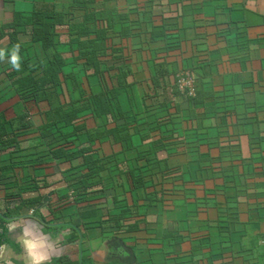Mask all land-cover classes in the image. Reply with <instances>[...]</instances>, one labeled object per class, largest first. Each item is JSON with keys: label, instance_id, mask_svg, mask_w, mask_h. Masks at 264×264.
I'll list each match as a JSON object with an SVG mask.
<instances>
[{"label": "crops", "instance_id": "1", "mask_svg": "<svg viewBox=\"0 0 264 264\" xmlns=\"http://www.w3.org/2000/svg\"><path fill=\"white\" fill-rule=\"evenodd\" d=\"M52 1L67 13L82 12L75 0ZM104 1L102 11L127 7L130 24H157L149 26L155 36L144 43L139 58L147 64L139 63L143 70L136 74L147 78L143 89L135 85L132 99L139 109L144 103L143 127L132 143L136 152L126 155L128 170L119 171L112 188H69L65 196L49 178L72 180L69 165L35 157L31 168L46 172L39 176L49 181L39 187L44 214L32 208L29 215L28 208L11 214L17 205L9 203H17L8 197L16 192L0 187V264H31L24 229L47 235L45 264H264V0ZM31 8L28 0H0V29L16 12L26 16ZM28 30L19 34L23 46L31 45ZM0 43L2 48L9 40ZM132 49L131 44L135 59ZM187 61L195 73V100L176 89ZM154 78L160 83H152ZM15 109L22 114L19 103ZM156 126L164 136H152ZM160 138L163 149L154 158L140 154ZM144 173L147 188H135ZM35 189L21 187L24 200L38 199Z\"/></svg>", "mask_w": 264, "mask_h": 264}, {"label": "trees", "instance_id": "2", "mask_svg": "<svg viewBox=\"0 0 264 264\" xmlns=\"http://www.w3.org/2000/svg\"><path fill=\"white\" fill-rule=\"evenodd\" d=\"M28 1L32 3L31 11L26 16L16 12L12 22L0 29V40L5 36L9 40L8 46L0 49L10 50L19 44L22 56L19 72L12 70L6 59L0 61V153L9 159L8 166L0 167V183L9 184L3 183L8 177L18 187L25 181L23 187L37 183L47 188L48 178H34L30 171L39 157L47 156L59 166L69 165L72 180L68 182L71 188H80L78 192L86 188H112L115 179L120 178L119 171L128 170V165L123 166L125 158L120 161L119 157L136 152L132 137L142 125L139 122L143 119L144 103L139 109L132 99L138 90L135 85L141 90L147 83V78L136 74L143 70L139 69V63L147 64L139 58L147 48L144 43L155 36L149 26L157 24H130L131 12L127 7L118 4V9L102 11L104 0H75L74 6L82 10L77 13H67L52 0ZM74 19L81 22L66 24ZM164 25L159 27L167 30ZM27 28L31 45L23 46L19 34L27 33ZM131 44L135 59L129 53ZM189 62L187 66L184 63L183 76L187 73L195 76ZM151 82L160 83L157 78ZM176 89L184 95L178 84ZM147 94L144 89L145 101ZM184 96L197 99V86L195 95ZM18 103L23 107L22 114L15 109ZM150 132L152 136L158 133L164 136L159 126L150 128ZM26 142L35 145L24 149L20 144ZM164 142L160 138L153 145L157 153L162 151ZM15 154L25 155L20 159ZM74 159L81 161L79 166L74 165ZM141 162L146 163L145 167L153 166L149 165L152 161L138 160ZM136 179L139 184L135 188H147L146 173ZM23 194L20 190L8 197L17 203V210L11 214L33 209L42 202L39 187L34 190L38 199L24 200ZM130 212L125 211L123 217Z\"/></svg>", "mask_w": 264, "mask_h": 264}, {"label": "clouds", "instance_id": "3", "mask_svg": "<svg viewBox=\"0 0 264 264\" xmlns=\"http://www.w3.org/2000/svg\"><path fill=\"white\" fill-rule=\"evenodd\" d=\"M5 59L8 60L12 70L21 71V46L16 44L10 50L0 49V61ZM22 243L31 264H45V261L48 259V251L51 248L46 234L42 231L24 229Z\"/></svg>", "mask_w": 264, "mask_h": 264}, {"label": "rangeland", "instance_id": "4", "mask_svg": "<svg viewBox=\"0 0 264 264\" xmlns=\"http://www.w3.org/2000/svg\"><path fill=\"white\" fill-rule=\"evenodd\" d=\"M223 18H224V16H223ZM8 60H5V62H7ZM176 83H177V79H176V81H175ZM9 95H12V94H9ZM9 95H6V96H9ZM138 135H135L134 137H132V141H134L135 140V138L137 137ZM21 146H23V148L24 149H31V148H33V146L35 145V143H33V142H27V143H21L20 144ZM135 147L136 148H139L140 147V145H139V147H138V143H136V145H135ZM144 147H141L140 149H139V152H140V154H143V153H145V154H147L148 153V155L150 156V158H154L155 157V155L153 154V152L155 153V154H157V152L154 150V147L153 146H150L147 150H144L143 152H141L140 150L141 149H143ZM33 150V149H32ZM31 150V151H32ZM25 151H27V150H25ZM24 151V152H25ZM30 154H33V153H31L30 152ZM0 155H2L1 156V159L0 160H2V157H3V153H0ZM15 155H17V157H21V156H23V155H25V154H15ZM125 155H121L120 157H119V160L120 161H123L124 160V157ZM7 159V158H6ZM7 160H9V159H7ZM8 163L9 162H7L6 160L4 161V160H2V161H0V167L4 164V165H6L7 164V166H8ZM30 169H31V174L34 176V178H37L40 174L41 175H44L46 172H41L40 170H39V172H36L35 171V169L34 168H31L30 167ZM6 172H2V174L4 175ZM74 173H76V172H74ZM72 174V173H71ZM8 175V174H7ZM7 180H5L3 183H5V182H9L10 184H12L11 183V181H9V180H11V179H8V177H5ZM56 179V183L58 184V188H64L63 190H61V191H59V196H65V195H69V188H71V184L70 183H68V189H67V187H65V184H66V182H68L69 180H70V178L69 177H65L63 180H57V178H55V176L53 177H50L49 178V180L50 181H53V180H55ZM13 180V179H12ZM36 180V179H35ZM2 181V180H1ZM84 182V184H85V180L83 181ZM24 183H25V181H24ZM24 183H22V185H20V186H24ZM34 184V183H33ZM8 184H4L3 186H1V183H0V187H3V190H4V192L6 193V192H8V193H11V192H20V190H21V187L19 188L18 186H16V185H12L11 187L10 186H7ZM33 187H40V184L38 185L37 183L35 184V185H33ZM25 189H30L31 187H24ZM25 192V191H24ZM54 201H56V198H54ZM37 202V201H36ZM38 203V202H37ZM59 203V201H56V204H58ZM60 203H62L61 201H60ZM17 204H10L9 203V205L8 206H10V208H13V207H15ZM0 209H2V207H0ZM41 209V203H39L38 205H36V206H34L33 207V210L35 211V212H37V215L39 216L40 214L42 215V214H44V212H42V210H40ZM51 212H52V214L53 215H55L54 214V210H51ZM28 215H29V213H30V210L28 209L27 210V212H26ZM9 214V213H8ZM7 215V214H6ZM40 215V216H41ZM56 216V215H55ZM79 249V248H78ZM77 249V250H78ZM78 251H80V250H78Z\"/></svg>", "mask_w": 264, "mask_h": 264}, {"label": "built area", "instance_id": "5", "mask_svg": "<svg viewBox=\"0 0 264 264\" xmlns=\"http://www.w3.org/2000/svg\"><path fill=\"white\" fill-rule=\"evenodd\" d=\"M188 75L183 76L181 73L179 74L180 77L178 78V85L182 92L186 93L187 95H195V78L191 74L187 73ZM178 75V76H179Z\"/></svg>", "mask_w": 264, "mask_h": 264}, {"label": "water", "instance_id": "6", "mask_svg": "<svg viewBox=\"0 0 264 264\" xmlns=\"http://www.w3.org/2000/svg\"><path fill=\"white\" fill-rule=\"evenodd\" d=\"M132 252V251H131ZM124 253L127 255V256H129V251L126 249V250H124ZM132 255H133V253H132ZM134 259H135V257H134Z\"/></svg>", "mask_w": 264, "mask_h": 264}]
</instances>
